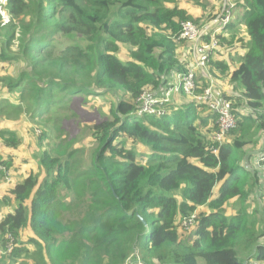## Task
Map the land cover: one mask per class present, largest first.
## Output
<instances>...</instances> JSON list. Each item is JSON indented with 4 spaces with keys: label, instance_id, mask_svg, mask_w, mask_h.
<instances>
[{
    "label": "trees",
    "instance_id": "16d2710c",
    "mask_svg": "<svg viewBox=\"0 0 264 264\" xmlns=\"http://www.w3.org/2000/svg\"><path fill=\"white\" fill-rule=\"evenodd\" d=\"M7 6L19 19L21 52L11 51L18 25L7 23L14 31L2 37L0 21V60L24 66L0 77L17 96L2 99L0 112L12 109L7 112L49 128L46 138L62 127L60 115L75 96L124 98L112 105V118L89 128L97 147L88 157L83 149H64L61 137L41 156L45 179L30 175L13 187L17 205L0 222V264H28L37 255V264H264V226L248 225L244 210L230 217L223 209L231 198L245 202L254 188L240 164L245 140L227 142L229 134L222 143L213 140L217 116L191 96L189 104H168L161 117L137 113L144 92L162 93L172 74L191 64L178 53L181 22H209L217 7L202 4L196 17L175 0H7ZM235 7L237 19L217 35L207 69L240 85V96L227 97L233 112L242 100L264 129V0H239ZM241 25L247 38L238 39ZM229 32L232 41L224 36ZM235 42L246 51L230 72L217 51ZM122 46L129 48L126 58ZM243 125L239 119L235 129ZM0 139L13 149L21 144L16 130L0 129ZM137 146L144 148L142 160ZM0 161L13 165L2 155ZM202 205L214 211L197 213ZM194 214L196 228L182 235L180 221ZM25 228L35 237L23 241ZM23 255L28 258L19 263Z\"/></svg>",
    "mask_w": 264,
    "mask_h": 264
},
{
    "label": "rangeland",
    "instance_id": "374dc122",
    "mask_svg": "<svg viewBox=\"0 0 264 264\" xmlns=\"http://www.w3.org/2000/svg\"><path fill=\"white\" fill-rule=\"evenodd\" d=\"M172 1V0H169ZM178 2L180 8L185 9L188 13L191 15H202L204 8L201 6L202 4L205 6L212 7L213 5L216 6L218 4V12L220 11L224 0H175ZM221 2V7L219 8ZM169 5H174L173 2H168ZM205 13V12H204ZM30 17V13L23 16L21 19H26ZM0 21L5 24V27L2 29L1 36L4 35H10L14 30L7 26V23H10L11 21L18 25V29H16L15 37L12 40L11 44V51L20 53L21 52V45H20V28H19V19L14 17L9 13V8L7 6V0H0ZM194 21V20H191ZM194 23H196L194 21ZM207 22H200L196 23L197 25L201 26L206 24ZM240 33V32H239ZM180 36V35H179ZM178 38L176 39V42L178 44V53H181L184 49L182 44L186 45L188 44V56L193 57V60L196 59L194 55V50L192 47L191 42L183 39ZM73 43H76L75 40L72 41ZM180 49L182 50L180 52ZM130 53L128 47L122 46L121 52L119 55H122V57L126 58L127 55ZM9 55V54H8ZM200 58V55H198V60ZM24 66V62H14V63H8V62H2L0 60V77L3 76H10L16 75L18 69ZM219 85H223L227 82L226 81H217ZM213 84V83H212ZM217 84V83H215ZM200 86L205 88L207 86H210V82L206 79L200 81ZM216 91V90H215ZM218 95V91H216ZM118 98L114 94H106V95H98V96H85V95H77V97L73 98V103L69 105V108L63 111V113L60 115L62 116V127L56 131L55 133H49L46 138H42L43 135L42 132L46 130V128L43 125L34 124L31 120L23 118H17L13 113L7 112V109L0 112V129H11L16 130L18 135L21 138V144L17 149H10L12 152L9 155H6L8 160H11L12 166L9 169V172L11 174L10 179L6 180V176L0 175V222L5 217V215L13 211V208L17 205V202L14 198V196L11 194V190L15 186L16 183L19 181L21 182L26 177H29L30 175H35L39 177L40 181H43L46 177V171L44 170V165L40 162L41 156L45 152V150H50L53 144H56L58 142H61L64 138L63 144L64 149L71 150L73 148L75 149H83L84 153L86 154V157L91 154L93 149L97 147V143L95 142L94 138L90 135V127L92 124L107 120L109 118H112L111 114V107L118 99H123L124 97L121 95H117ZM223 96V95H222ZM176 97H174L175 100ZM181 98V97H180ZM2 99H11L14 102L17 101L16 94H12L8 92L7 87L2 86L0 84V101ZM191 97L188 96L186 100V103L191 102ZM59 123L60 122H56ZM47 130H50L47 128ZM58 135V137H57ZM70 136V137H69ZM63 137V138H61ZM69 137V138H68ZM130 143L128 142V145ZM6 146L0 139V150H3ZM144 149L143 147L137 146L138 151V159L142 160L141 151ZM0 154L1 153L0 151ZM84 155V154H83ZM258 167H260L259 162H257ZM13 174H21L14 178ZM20 177L22 179H20ZM217 190V189H216ZM263 201H264V193H263ZM32 198L28 199L24 202V204L30 208L31 207ZM251 203V202H250ZM241 203H238L236 205L228 204L224 207L225 212L229 214L230 217H234L238 214V211H236L234 208L241 206ZM262 209H260V206L257 207L255 204H252L251 211H247L246 204H243V209H246V221L248 225L252 221H256V228H262L264 224L261 222L264 218V202L261 203ZM212 210V209H211ZM210 212L209 207L206 205L202 209H198V213ZM183 220L180 222L179 232L184 235L188 236L197 226V218L196 220L192 219L190 222L189 220H185L182 224ZM179 224V222H178ZM1 235V232H0ZM35 237V233L31 231L30 228H25L21 232V239L23 241H27L28 238ZM31 249H34V246L31 245ZM3 254V251L1 249L0 245V255ZM139 260H141L140 256ZM28 257L23 255L22 258L19 259L20 263L24 262ZM41 259L39 255L34 256L33 258L27 259L28 262L31 264H37L38 261ZM253 261V260H252ZM252 261L250 264H252ZM131 261H129L127 264H129ZM28 263V264H30Z\"/></svg>",
    "mask_w": 264,
    "mask_h": 264
},
{
    "label": "built area",
    "instance_id": "2783aa9c",
    "mask_svg": "<svg viewBox=\"0 0 264 264\" xmlns=\"http://www.w3.org/2000/svg\"><path fill=\"white\" fill-rule=\"evenodd\" d=\"M234 3L231 0H224V3L214 19L204 25H197L194 21L186 20L181 22V32L179 38L191 42L196 59L190 64L184 73H177L175 81L172 82L162 93L144 92L138 99L137 113L139 116L153 115L161 117L167 114V105L172 103V95L184 91L196 102L207 105L217 116L218 129L214 132L213 140L222 143L225 137L238 125V116L233 112V102L231 99L218 95L213 86L201 87L197 78V70L207 67L210 55L218 46L217 35L234 20ZM210 36V42L206 41V36ZM198 55L200 58L198 60ZM216 151V149H214ZM260 168L264 173V155L259 159ZM0 172L10 179V172L6 165L0 161ZM196 214L188 219L196 220ZM182 222V224H183ZM10 246V250H11Z\"/></svg>",
    "mask_w": 264,
    "mask_h": 264
},
{
    "label": "crops",
    "instance_id": "0c3cea01",
    "mask_svg": "<svg viewBox=\"0 0 264 264\" xmlns=\"http://www.w3.org/2000/svg\"><path fill=\"white\" fill-rule=\"evenodd\" d=\"M231 1L234 3V8H233L232 12H233L234 20H236L237 16H238V12L240 10H238L235 7V5L239 0H231ZM216 7L218 10V4L216 5ZM220 7H221V2L219 5V8ZM195 16L199 17L200 15H195ZM238 29L240 31V33L238 32V34H237V36L239 35L238 39L243 38V37L247 38V32L245 30V27L243 25H241L240 27H238ZM232 35H233V33L229 32V33H226L224 36L227 38V40L232 41L231 40ZM185 46H186V48H184L183 51L180 49V52L182 51L181 53L185 54V56H186L185 58L188 59L189 62L193 63V61H194L193 57L192 56L189 57L188 53H187L188 44H186ZM245 51L246 50L242 49L240 42H238V44L235 42L232 48H230V49L223 48V49L217 51V53L220 54V55H218L220 60H222L228 64V66L230 67V72H233L241 64V57ZM216 54L214 55V58L216 57ZM172 75L173 76H172L171 82H174L176 80L174 75H176V74L174 73ZM197 75L201 76V80H199V81H202L204 79L208 80L209 82L211 81L213 83L215 90L218 91L220 96L223 95L222 97H225V98L228 97L229 98V97H238L241 95L242 91H241L240 85L236 84L234 86V84H232L230 81V76H226V77H223L221 79H216V78L210 76V73H209L207 67L203 70H200V69L197 70ZM219 80L220 81H226L227 80V82L223 85H219L217 82ZM215 83H217V84H215ZM174 97H176L175 100H174ZM187 98H188V96L184 92L176 93V94L172 95V103L175 105H179V106L189 104L190 102L186 103L185 99H187ZM239 103H240L239 106H237V108H236V110L238 111L237 116L239 119H241V121L243 120L244 125H243L242 129H240V130H237V129L232 130L228 135L227 142H230L236 138H242L243 140H245V142H246L245 147L243 149H241V152H240L241 157H242L240 164L243 166V168L245 170H247L250 173L249 175L252 178L250 181L252 183L251 189L253 188V184H254V188H253L252 193L248 197V199L245 200V202H243V199L231 198L223 206V209H224V207L227 204L229 206V204L236 205L238 203H241L242 204L241 206L234 208L236 211H238V213H239L240 209L246 211V209H243V204H246L247 211L249 212V211H251L252 204H255L256 207L260 206V209H262L261 203L264 202L263 197H262L263 193H264V173H263L262 169L260 167H258V164H257V162H259L260 157L262 155H264V129L262 127H260L259 121L256 119L255 116H253L251 108L245 106L242 100ZM214 116H215V114H214ZM212 123H213V121L210 120L209 124L204 127V130L207 132L206 133L207 136H209V134L213 130ZM8 148L9 147H5L3 150H0L1 153H3L0 155H2L3 157H7L6 155L11 154L12 151ZM19 175H21V174H19ZM19 175L13 174L14 178L19 176ZM256 178H257V182L255 183ZM20 179H22V178L20 177ZM220 187H221L220 185L216 186L215 191H214L215 196H218ZM205 206L206 205L199 206L197 208V213H198V209H202ZM207 206L209 207L210 212L214 211L212 208H210L209 205H207ZM257 210H258V207H257ZM224 211H225V209H224ZM226 215L229 216L228 213H226ZM29 248H30V246H29ZM24 261H26V260H24ZM19 263H20V261H19Z\"/></svg>",
    "mask_w": 264,
    "mask_h": 264
}]
</instances>
